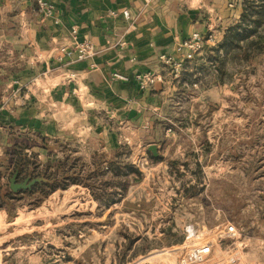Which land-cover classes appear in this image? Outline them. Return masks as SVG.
Here are the masks:
<instances>
[{
	"label": "rangeland",
	"instance_id": "1",
	"mask_svg": "<svg viewBox=\"0 0 264 264\" xmlns=\"http://www.w3.org/2000/svg\"><path fill=\"white\" fill-rule=\"evenodd\" d=\"M257 30L260 50L223 52L206 48L207 26L177 77L159 54L155 73L175 89L156 128L101 114L103 129L83 130L80 144L62 129L47 137L40 123L37 133L18 130L15 147L1 145L0 264H264L255 240H264V20ZM218 83L224 101L212 95L206 118L191 94ZM16 171L46 181L13 191ZM225 223L236 236L218 238ZM208 240V255H190Z\"/></svg>",
	"mask_w": 264,
	"mask_h": 264
},
{
	"label": "crops",
	"instance_id": "2",
	"mask_svg": "<svg viewBox=\"0 0 264 264\" xmlns=\"http://www.w3.org/2000/svg\"><path fill=\"white\" fill-rule=\"evenodd\" d=\"M48 1L52 11L47 16L36 0H0V146L15 147L18 130L37 133L40 123L47 127V137L55 138L56 129H62L64 140L80 144L83 130L103 129L101 114L111 123L118 124L121 114L139 128H156L155 119L167 113V96L175 86L161 74V80L142 88L135 76L159 72V54L180 60L177 44L207 26L212 37L205 40L206 48L220 44L244 8V0ZM85 39L97 52L78 60L73 46ZM113 72L126 79L114 78ZM222 87L201 85L191 94L206 118L212 114L215 93L224 101ZM210 125L206 122L203 128ZM170 136L177 137L166 132L164 139Z\"/></svg>",
	"mask_w": 264,
	"mask_h": 264
},
{
	"label": "built area",
	"instance_id": "3",
	"mask_svg": "<svg viewBox=\"0 0 264 264\" xmlns=\"http://www.w3.org/2000/svg\"><path fill=\"white\" fill-rule=\"evenodd\" d=\"M39 9L45 15H50L52 11V5L48 0H36ZM127 16V12H123ZM76 30L72 29V35L75 36ZM203 43V36L200 32H192L188 37L184 38L177 44V51L181 57L180 60H176L174 56L170 54H162L160 57H164L166 63H169L174 68V76L179 75V71L182 66V61L184 59H190L194 56V53L198 51ZM64 51V48H61ZM73 51H75L76 59L83 60L93 57L97 49L92 45L88 40H81L74 43ZM72 76V74H69ZM112 76L116 79L125 80L126 76L119 72H113ZM136 80L139 83L140 87L147 88L151 85H154L156 81L162 79L159 73L155 72H144L137 74ZM237 234L236 227L231 223H225L223 227L217 230L218 238H233ZM213 247V241L208 240L204 244L199 245L190 253L195 259H202L204 256L208 255Z\"/></svg>",
	"mask_w": 264,
	"mask_h": 264
},
{
	"label": "trees",
	"instance_id": "4",
	"mask_svg": "<svg viewBox=\"0 0 264 264\" xmlns=\"http://www.w3.org/2000/svg\"><path fill=\"white\" fill-rule=\"evenodd\" d=\"M263 20L264 0H244L242 16L238 22L227 29L219 45L220 48L223 52H227L228 47L246 51L256 46V50H260L262 33L258 32L257 27ZM251 35L254 37L252 38ZM136 172H138L137 169Z\"/></svg>",
	"mask_w": 264,
	"mask_h": 264
},
{
	"label": "water",
	"instance_id": "5",
	"mask_svg": "<svg viewBox=\"0 0 264 264\" xmlns=\"http://www.w3.org/2000/svg\"><path fill=\"white\" fill-rule=\"evenodd\" d=\"M148 149L152 152L153 155H157V148L155 144H150L148 146ZM17 177V171L10 177V183H11V189L13 191H17L18 188L22 190H26L31 188L34 184L40 183L43 181H46V179L43 176H36V177H25L23 181L21 182H15V179Z\"/></svg>",
	"mask_w": 264,
	"mask_h": 264
},
{
	"label": "flooded vegetation",
	"instance_id": "6",
	"mask_svg": "<svg viewBox=\"0 0 264 264\" xmlns=\"http://www.w3.org/2000/svg\"><path fill=\"white\" fill-rule=\"evenodd\" d=\"M23 180H24V178L19 179V178L16 177L15 182H21V181H23ZM18 190H22V189L18 188Z\"/></svg>",
	"mask_w": 264,
	"mask_h": 264
}]
</instances>
